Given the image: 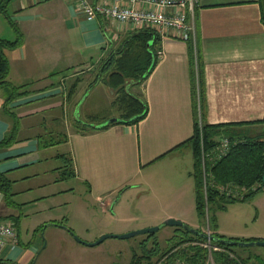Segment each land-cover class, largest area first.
I'll list each match as a JSON object with an SVG mask.
<instances>
[{"label":"crops","instance_id":"0c3cea01","mask_svg":"<svg viewBox=\"0 0 264 264\" xmlns=\"http://www.w3.org/2000/svg\"><path fill=\"white\" fill-rule=\"evenodd\" d=\"M89 1L129 6L130 0ZM262 4L196 0L188 5L186 21L193 29L187 38L160 34L154 70L142 85L128 87L148 106L144 120L128 125L118 123L116 93L98 70L145 28L99 17L88 21L74 0H0L6 13L0 12V39L16 40L12 24L24 38L21 47L5 51L9 81L28 93L6 108L0 90V175L10 182L9 198L0 192V219L14 224L19 237L0 264H49L40 259L52 237L77 250L85 245L72 234L92 244L103 235L155 227L167 219L187 223L182 201L187 180L194 181L187 141L201 122L202 107L208 125L245 124L241 129L250 134L264 130ZM90 123L96 129L81 128ZM132 194L141 207L157 204L160 215L146 225L112 226L108 219ZM101 217L107 220L94 231V220ZM211 232L248 238L219 227Z\"/></svg>","mask_w":264,"mask_h":264},{"label":"trees","instance_id":"16d2710c","mask_svg":"<svg viewBox=\"0 0 264 264\" xmlns=\"http://www.w3.org/2000/svg\"><path fill=\"white\" fill-rule=\"evenodd\" d=\"M0 12L6 14L3 7L0 8ZM262 21L264 23V0L262 4ZM12 26L17 33L16 40L0 39V90L4 92L6 108L10 107L14 101L28 94L25 92V86L17 87L9 81L10 63L5 55V51L15 50L24 43L23 35L19 29L13 24ZM160 40L161 36L159 31L152 28H145L131 36L120 51L111 54L101 63L98 70L100 74L99 78L103 77L102 82L115 91L117 96L115 104L122 112V117L119 118L118 123L132 125L146 118L148 114L147 103L139 96L128 92V87L140 86L150 76L159 61L157 47L160 44ZM77 84L78 81L73 84L69 96L73 95ZM204 109L202 107V125H200V119H198L196 121L194 135L187 141L192 147L194 157L191 177L194 180L195 186L196 211L199 216L203 217L207 214V211L209 212L208 207L211 203H219L222 208L223 206L221 204L241 199L235 198L233 195H228L222 191V188L244 191L245 194L241 200L246 201L254 197L264 187L262 184V176L264 174V133L260 134V136L253 137L250 133L241 129L243 126H246L245 124L208 125L205 122ZM255 124H249L248 126ZM91 125L95 124H84L81 128H95ZM105 128L106 126L101 129ZM225 138L229 141L230 150L221 160L214 163L208 162L206 170L207 179H205V168L202 165V141L204 150L209 152L210 150L212 151V148L219 146L222 139ZM9 191L10 182L0 175V192L9 198ZM198 232L201 231L198 230ZM183 233L188 237H193L191 239H195L198 245L206 242V240L199 236L186 231H183ZM212 236L224 241H242L217 233ZM183 240L185 242H182V238H180L179 244L177 243V245L170 248L172 251L174 250V253H172L173 255L168 260V264L177 261L186 264L208 263L209 253L206 249L200 248L198 245L186 249L182 244L186 243L187 239ZM173 242H177V239L173 240ZM245 242L251 241L247 240ZM211 243L212 246L218 247L220 251L222 249L224 251V253L219 251L212 252L216 264H251L250 262L254 260L259 262V264H264V261L260 257L242 259L239 256H234L232 258V256H229V252L233 253V246L222 242ZM180 247H183V249L178 250ZM145 259H148L146 260L149 262L147 264H152L151 258L145 257V255L141 258H134L131 264H143Z\"/></svg>","mask_w":264,"mask_h":264},{"label":"rangeland","instance_id":"374dc122","mask_svg":"<svg viewBox=\"0 0 264 264\" xmlns=\"http://www.w3.org/2000/svg\"><path fill=\"white\" fill-rule=\"evenodd\" d=\"M262 133H264V130L260 129L256 132L253 131L251 136H260ZM225 139H222V141ZM217 147L212 148V151H215ZM202 148V165L203 168H205V179H207L206 170L209 161L205 160V154H211L212 152L211 150L209 152L204 150L203 141ZM187 150L190 149L188 148ZM208 175L210 176V174ZM182 185L184 186V181ZM187 187V197L182 201L185 205V210L187 211L186 225L190 227H197L193 229L199 230L203 234H208L211 229H214L216 226L217 228L219 227L225 231H233L238 234H244L248 237L247 240H250L251 242L264 240V187L254 197L247 199L246 201L241 200L245 194L244 191H239L238 189H229L231 195H233L235 198L241 199L221 204L223 206L222 208L220 207L219 203H211L208 207L209 212L207 211V214H205L204 217L199 216L196 211V193L194 181L187 180ZM125 198V206L117 212L115 218L108 219L112 226L117 225L136 227L138 225H146L153 222L155 217L160 215L161 210L157 204H155V207H141V205L136 204V194L129 195ZM95 208L97 207L94 205V209ZM175 209L176 208H174V210ZM97 215L100 216L101 214L97 213ZM106 220H104L103 217L98 219L95 218L92 229H96L94 231H97L101 225L100 223ZM163 222H161L158 226L162 225ZM135 231L138 230H134L132 232ZM183 231V229L177 227H163L155 234L138 235L127 240L107 239L100 245L94 247L78 245V247H76L78 248L77 250L66 245L65 243H59L57 238L52 237L50 238L49 245L44 251L45 253L42 255L40 262L41 260L47 259L49 264H131L134 258H141L145 255V257L151 258L152 264H168V260L173 255L172 253H174V250L172 251L170 248L174 245H177V243L179 244L180 238H182V242H185L183 239H187V242L182 244L186 249H188V247H194L198 245V243L195 242V239H191L193 237L184 235ZM176 239L177 242H173V240ZM198 246L201 248V245ZM182 249L183 247H180L178 250ZM219 252L224 253L223 249ZM229 256H232V258H234V256H239L242 259H248L251 256V259H253L254 257L264 256V248L234 247L233 253L229 252ZM146 260L148 259H145L143 264L149 263ZM212 260L213 261H211V264L212 262L213 264H216L214 262V258H212ZM250 263L259 264V262L256 260L251 261ZM169 264L176 263L174 262Z\"/></svg>","mask_w":264,"mask_h":264},{"label":"built area","instance_id":"2783aa9c","mask_svg":"<svg viewBox=\"0 0 264 264\" xmlns=\"http://www.w3.org/2000/svg\"><path fill=\"white\" fill-rule=\"evenodd\" d=\"M76 8L88 21L102 18L106 21H115L121 24H129L138 28H152L162 35L175 32L178 36L187 38V33L193 29L186 21V9L188 5L192 8L196 0H130L129 6H122L119 1L115 3L99 2L93 4L89 0H74ZM140 5L151 6V10L139 8ZM230 150L227 139L223 140L215 151L205 154L209 162L221 160ZM204 155V157H205ZM223 192L231 195L228 188H222ZM210 231L207 235L212 236ZM19 237L14 224L0 219V258L10 246H17ZM201 247L209 253L208 263L211 264L213 251H220L218 247L212 246L210 241L201 244ZM176 264H186L180 261ZM213 264V262H212Z\"/></svg>","mask_w":264,"mask_h":264},{"label":"water","instance_id":"95a60500","mask_svg":"<svg viewBox=\"0 0 264 264\" xmlns=\"http://www.w3.org/2000/svg\"><path fill=\"white\" fill-rule=\"evenodd\" d=\"M116 122V120H111V122L109 123H113ZM262 184L264 185V174L262 176ZM163 227H177V228H181L184 231L199 236L201 238H203L204 240L210 241V242H222L224 244H228L231 245L233 247H239V248H251V247H263L264 248V241H252V242H245V241H228V240H220L215 238L214 236H208L207 234H203L201 232H198V230L193 229L192 227L186 225L185 223L179 221V220H175V219H167L165 220V222H163L162 225L158 226V227H153V228H145V229H141L132 233H128L125 235H103L101 236L96 242L92 243V244H86L84 243L80 238H78L77 236H75L74 234L73 237L75 238V240L81 244H84L85 246L88 247H94V246H98L101 243H103L104 241H106L107 239H119V240H127L133 237H136L138 235H147V234H155L156 232H158L161 228Z\"/></svg>","mask_w":264,"mask_h":264}]
</instances>
